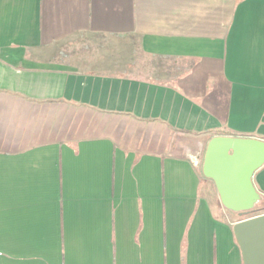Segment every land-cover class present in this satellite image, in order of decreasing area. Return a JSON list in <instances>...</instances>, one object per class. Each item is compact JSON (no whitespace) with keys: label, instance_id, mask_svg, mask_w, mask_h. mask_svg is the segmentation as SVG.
<instances>
[{"label":"crops","instance_id":"1","mask_svg":"<svg viewBox=\"0 0 264 264\" xmlns=\"http://www.w3.org/2000/svg\"><path fill=\"white\" fill-rule=\"evenodd\" d=\"M217 136L264 143V0H0V264H244Z\"/></svg>","mask_w":264,"mask_h":264},{"label":"water","instance_id":"2","mask_svg":"<svg viewBox=\"0 0 264 264\" xmlns=\"http://www.w3.org/2000/svg\"><path fill=\"white\" fill-rule=\"evenodd\" d=\"M264 159V143L252 139L217 136L208 144L204 174L212 178L229 209L246 215L252 177ZM244 264H264V214L242 219L234 226Z\"/></svg>","mask_w":264,"mask_h":264},{"label":"rangeland","instance_id":"3","mask_svg":"<svg viewBox=\"0 0 264 264\" xmlns=\"http://www.w3.org/2000/svg\"><path fill=\"white\" fill-rule=\"evenodd\" d=\"M102 40V39H101ZM120 42V41H119ZM85 43V42H84ZM103 43H105L106 44V46H108V45H111V44H114L115 42H114V39H105L104 40V42ZM91 46V45H90ZM78 48L79 47H76L75 49L76 50H78ZM94 48L92 47L91 48V51L93 50ZM137 47H136V52H137ZM147 65H150V63L149 62H147L146 63V61L144 60V58L142 57V55L139 53V52H137L136 53V61H135V63H134V66L135 67H139L140 66V69H144L143 68V66L144 67H147ZM183 139L182 140H184V142L185 141H189V140H186V138L185 137H182ZM188 144H190V142H187ZM185 144V143H184ZM251 210H253V209H251ZM230 211V215L233 217V218H239L238 217V215L237 214H240V212H238V211H234V210H232V209H230L229 210ZM260 211H264V208H262V210H259V211H257V213H260ZM251 215L252 214H246V215H242V216H240L241 218H249V217H251Z\"/></svg>","mask_w":264,"mask_h":264},{"label":"trees","instance_id":"4","mask_svg":"<svg viewBox=\"0 0 264 264\" xmlns=\"http://www.w3.org/2000/svg\"><path fill=\"white\" fill-rule=\"evenodd\" d=\"M257 211H258V210L253 209V210H251L250 212H248V214H252L251 216H255V215H257Z\"/></svg>","mask_w":264,"mask_h":264}]
</instances>
